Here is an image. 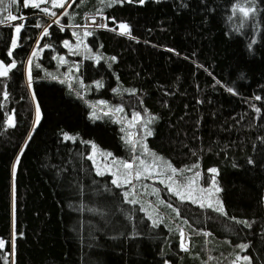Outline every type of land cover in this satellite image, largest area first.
<instances>
[{
	"label": "trees",
	"instance_id": "trees-1",
	"mask_svg": "<svg viewBox=\"0 0 264 264\" xmlns=\"http://www.w3.org/2000/svg\"><path fill=\"white\" fill-rule=\"evenodd\" d=\"M67 7L58 23L32 6L0 15L23 17L0 23V58L16 64L0 76V264H264V0ZM88 15L105 27L87 28ZM75 31L92 47L66 48ZM131 113L172 165L206 179L217 168L225 213L164 192L177 214L154 223L97 173L91 142L126 160L139 150Z\"/></svg>",
	"mask_w": 264,
	"mask_h": 264
},
{
	"label": "rangeland",
	"instance_id": "rangeland-1",
	"mask_svg": "<svg viewBox=\"0 0 264 264\" xmlns=\"http://www.w3.org/2000/svg\"><path fill=\"white\" fill-rule=\"evenodd\" d=\"M71 1L72 0H67V3H65L63 8H54L52 7L51 0H47V2L40 4V8H48L51 12H55V16L50 14L48 16L50 17L51 22L58 23L60 16L67 11V6L71 3ZM22 5L25 6V0H3V3L0 4V15L4 14L7 8L14 9ZM243 8L247 7L244 6ZM86 20L88 21L86 22L87 28H98L101 27L100 25H105L104 16L88 15ZM86 33L81 35L75 31L73 33V35L75 34V39L72 41L66 40L68 42V46L65 47L72 50L82 49L87 46L92 47V44L87 38H85ZM66 41H64V44ZM46 47L47 46L45 45L41 47V53ZM65 60L66 56L62 55L61 61ZM69 79H71V77H69ZM100 102L103 101L101 100ZM136 115L137 114L135 113H131L125 118V124L128 128V140L131 139L134 142L132 143L134 148L135 146H138L139 148L137 152L135 149V154L132 160H126L116 155L114 152L101 147L96 142H91L89 157L93 161L97 173L111 174L113 176V180L116 181V184L125 188V193L129 199L142 204L147 216L154 223H161L164 217L169 219L168 223L174 220L177 214V209L164 194V192H172L175 194L173 189H178L185 194L186 198L183 200H190L197 204L206 206L212 205L215 209L217 207H223V213H225L223 201L219 195L220 191L217 192L215 190L217 187L220 189L217 182V172H210L211 175L209 179H206L204 176L205 173L195 164L180 167L172 165L163 154L150 149L147 146L145 137L147 136V131H150L149 119L143 118L141 114H138L140 119L134 120L133 117ZM142 122L144 137L138 139L136 137V124ZM145 125H147V129L145 128ZM66 135L74 138L71 140H75L77 137L72 133H66L65 136ZM141 161H143V164ZM124 164H131L132 167L125 168ZM173 169H175V171H173ZM212 169L217 170L216 167ZM137 172H140V176L138 178L136 176ZM196 173H199L198 177L196 176ZM193 179L194 182L190 183ZM189 194H191L192 199L187 198ZM177 197L180 198L179 196ZM182 233V244L184 247H188L189 235L186 230H182ZM167 264L171 263L168 262Z\"/></svg>",
	"mask_w": 264,
	"mask_h": 264
},
{
	"label": "snow or ice",
	"instance_id": "snow-or-ice-1",
	"mask_svg": "<svg viewBox=\"0 0 264 264\" xmlns=\"http://www.w3.org/2000/svg\"><path fill=\"white\" fill-rule=\"evenodd\" d=\"M47 2V0H25V6H32V7H35V8H40V4L41 3H45ZM52 2V7H60V8H63L65 6V3H67V0H51ZM3 3V0H0V4ZM140 3H144V0H140ZM44 12L50 14V15H53L55 16L56 13L55 12H51L48 8H44L42 9ZM244 16H248L250 12H254L255 9H250V8H243V7H240L238 9ZM23 19V17H17V16H12V15H8L7 17H5L4 19H0V23H5L6 21L8 20H11V21H15L16 19ZM101 27H105V25H100ZM23 28V24L21 25H18V26H15V32L17 34V36H19L20 32H21V29ZM119 28L121 29V32L122 34H130V30L128 28V25L126 24H120L119 25ZM45 34H47V32H45ZM91 33H86V35H90ZM17 46L16 44V41L13 40L12 42V47L15 48ZM65 46H68V42L66 41L65 42ZM9 56L12 55L11 52L8 53ZM36 53H33V56H35ZM29 64H31V60H29ZM16 67V64L13 62L10 66L8 67H5L3 66V63L0 62V76H7L8 75V72H9V68H15ZM229 91H232V89H229ZM256 99H260V97H256ZM39 105H37V122H39ZM134 120H139L140 117L139 115L137 114L136 116L133 117ZM10 125H11V120H10ZM145 128L147 129V125H145ZM147 135H152V132L151 131H147ZM65 139H74L73 137L71 136H65ZM129 143H134L131 139H129L128 141ZM110 155V154H108ZM141 163L143 164V161H141ZM124 167L125 168H131L132 165L131 164H124ZM170 167V165H169ZM173 171H175V169H173ZM210 172H213V173H216L217 170L216 169H210L209 170ZM136 176L137 178L140 176V172H137L136 173ZM196 176L198 177L199 176V173H196ZM194 182V179L193 181H190V183H193ZM113 183H116V181H113ZM217 192L221 191V189H219L218 187L215 189ZM173 191L175 192V194L177 196H179L182 200L185 199V194L181 191H179L178 189H173ZM201 191H205V190H201ZM188 199H192V196L191 194L188 195L187 197ZM132 203H136V201H131ZM209 207H212V205H208ZM216 211H219V212H224V209L223 207H217L216 208ZM241 223H246L244 221H241ZM250 226V225H249ZM0 247H3V242H0ZM242 247H246V246H242ZM187 250V249H185Z\"/></svg>",
	"mask_w": 264,
	"mask_h": 264
},
{
	"label": "water",
	"instance_id": "water-1",
	"mask_svg": "<svg viewBox=\"0 0 264 264\" xmlns=\"http://www.w3.org/2000/svg\"><path fill=\"white\" fill-rule=\"evenodd\" d=\"M0 62H2L3 63V66L6 67V63L4 62V60L2 58H0Z\"/></svg>",
	"mask_w": 264,
	"mask_h": 264
},
{
	"label": "bare ground",
	"instance_id": "bare-ground-1",
	"mask_svg": "<svg viewBox=\"0 0 264 264\" xmlns=\"http://www.w3.org/2000/svg\"><path fill=\"white\" fill-rule=\"evenodd\" d=\"M102 19V18H101ZM101 19H100V21H101ZM103 21V20H102Z\"/></svg>",
	"mask_w": 264,
	"mask_h": 264
}]
</instances>
